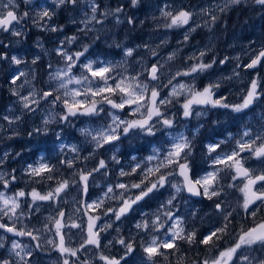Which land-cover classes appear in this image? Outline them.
<instances>
[{"label": "snow or ice", "instance_id": "1", "mask_svg": "<svg viewBox=\"0 0 264 264\" xmlns=\"http://www.w3.org/2000/svg\"><path fill=\"white\" fill-rule=\"evenodd\" d=\"M81 2L52 0L56 8H67L69 5L75 8ZM242 2L223 0L222 4L201 9L202 14L211 16L210 21H205L204 27H210L220 19L215 14L217 10L224 13L230 6ZM87 3L92 15L81 21L84 27L78 26L77 32L86 37L89 32H96V36L89 43L81 44L76 51L68 46L75 45L79 36L72 35L61 40L54 51L62 66L48 72L45 81L47 87L40 90L32 87L27 95H21L15 88L11 89L13 95L18 97L21 114L0 117L11 126L20 121L24 114H35L42 105H48L49 109L42 118L43 127H34L28 136L47 137L52 132L55 135L54 143L59 149L56 163H52L53 156L50 153L46 155L45 150L39 152L33 163L24 167V175L28 177L26 184H55L53 187L49 183L46 192L32 187L31 191L20 188L8 195L5 190L11 192L18 179L17 170H0V249L7 248V255L0 256V264H32L34 254L45 251L44 244L59 253L56 264H129L130 260L133 264L137 261L138 264H158L157 258H163L171 264L170 256H176L177 264H183V257L179 255L181 242L189 246L205 245L209 253L218 250V254L207 255L198 264H264V219L254 221L253 226L246 229L241 228L228 247L220 249L218 244L231 235L230 226L234 218L235 209L228 210L230 204L226 199L227 189L237 190L243 195V202L238 206L253 217L257 213L251 211V207L257 202L264 206V167L255 169L245 166L252 158L264 164V112L258 114L262 123L255 129L248 123H242L238 125L240 131L236 134L228 131L220 139L209 138V142L203 145L207 169L202 170L201 174L196 173L190 158L193 156L194 140L204 125L188 130L189 134L185 131L187 123L178 129L180 120L187 122L193 116L199 119L214 109L225 110L224 114L233 122L243 121L253 106L264 101V78L260 77L258 71L236 93L240 97L239 102H230L228 96L219 92L223 80L241 79L237 69L258 70V67L264 66V46L253 52L250 62L237 63L231 75L200 87L197 79L202 74L207 73L215 64L224 65L229 60L225 56L219 60L213 57L211 62H205L207 51L211 50L206 46V50H200L198 56L193 53L187 57L192 63L182 70L177 69L174 74L169 73L167 83H163L165 65L160 59L155 62H149L146 56L134 59V53L140 47H144L152 57H157L159 46L152 48L148 44H138L133 48L114 40V46L122 51L120 60H104L99 56L96 59L90 58L89 50L100 39L101 30L89 28L88 25L94 22L103 26L109 16L115 17L118 25L122 23L119 14L124 9L118 6L101 10L96 0H87ZM139 3L140 0H130L132 7ZM252 3L264 8V0H252ZM168 7L165 5L160 9L161 17L166 21L162 25L165 29L182 28L193 21V12L183 8L165 10ZM97 13L103 19H98ZM29 15V12L18 14L15 0L0 4V32L22 35L16 25ZM53 15L50 5L37 12V19L33 22L39 25L40 20H50ZM127 23L134 24V18L128 17ZM193 23L194 26H190L184 33V41H188L191 33L201 27ZM60 30L51 28L53 32ZM175 57L176 51L167 57L166 63ZM7 59V54L0 52V61ZM234 59L238 61L240 58ZM37 60L39 57L34 58L32 63L36 64ZM11 63L18 66L24 61L11 56ZM48 67L52 69L51 64ZM28 75L18 70V74L12 76L11 84L16 85L21 77ZM184 78H189L191 82H184ZM30 83L25 79L19 87L23 88ZM212 123L218 124L220 121L214 120ZM49 125H55L59 130L50 129ZM66 128L75 129L79 137L83 138L82 141L66 145L63 142ZM16 135L19 133L13 129V135L8 139ZM124 141L129 144L144 141L151 146V150L142 157L135 155V150L122 151ZM66 148L72 153L71 156L64 151ZM82 152H87V155L82 156ZM108 153L110 156L106 155ZM10 155L9 151L0 154V169ZM20 155L19 152L15 153L16 157ZM102 155L104 158L98 159L95 166L90 169L87 167L88 161ZM61 166L68 170L67 178H64ZM57 172H61V175H55ZM98 175L104 177L103 185H95L100 188V194L94 200L84 199L90 196V188ZM224 176H231V182L223 183ZM72 187L82 197L77 201L75 213L80 216L76 218L75 214H69L59 207L63 195ZM192 197L212 201L214 215L220 218L219 226L202 238H199L196 228L189 229L186 226L188 214L193 219L198 214V210L191 207ZM42 202H47L50 207L55 205L56 215L46 217L47 223L42 228L35 225L17 227L39 212ZM107 202L115 203L108 206ZM152 202H157L154 209L149 212L142 210L144 206L151 207ZM181 206L185 209L183 215L180 212ZM81 209H84L82 213ZM137 212L140 218L133 224L135 231L123 235L117 222H123ZM81 217H87L86 224ZM102 219L105 222L99 223ZM71 229H78L79 233L70 235ZM109 229H113L116 235L104 243L102 233ZM45 232L52 233L54 238L43 236ZM2 233L11 236L6 238ZM72 235H79L77 247L71 246ZM14 237H28L33 243L23 244ZM116 245L123 249L122 254L111 255L105 252ZM82 251H92L94 256L81 259ZM193 264H197V261H193Z\"/></svg>", "mask_w": 264, "mask_h": 264}, {"label": "rangeland", "instance_id": "2", "mask_svg": "<svg viewBox=\"0 0 264 264\" xmlns=\"http://www.w3.org/2000/svg\"><path fill=\"white\" fill-rule=\"evenodd\" d=\"M7 0H0V4L6 3ZM96 3L101 6V10L105 8L115 9L118 6L123 7V13L119 14V18L122 21L120 24L115 23V17L109 16L105 21L104 25L89 24V28L100 29V39L90 48V58L96 59L99 56L104 60H120L122 56L121 49H118L114 46L113 41L120 42L124 46H129L135 48L136 45L148 44L152 48H158V56L152 57L147 53L144 47L137 49V52L134 53V59H139L141 56H146L149 62H155L156 59H160L163 63L164 77H162L163 83H167V77L169 73H173L177 69L185 68L180 63L190 64L192 61L187 60V57L195 53L199 55L200 50H206L210 48V51H207L205 56V62H211L213 57L219 59L224 58L225 56L229 57V60L221 65L219 63L215 64L212 69H209L207 73L202 74L197 79V84L200 87L208 84L210 81L220 79L225 76L232 74L233 68L237 63L246 64L250 62V57L253 55L255 50L260 49L264 46V26L261 29L260 21L264 19V8L255 5L252 3V0H243L241 4H251L246 10V14L240 19H236L237 22L231 23V25L224 31H218V28H226L222 22V19L216 21L215 24H211L210 27H204L205 21H210V15H204L201 13V9L214 6L215 4H222L223 0H195L194 2H189V0H140V3L136 7L130 5V0H96ZM17 5L18 14L22 15L24 12H29V17H26L19 25H16L17 30L22 32L20 36H14L11 32H0V45H5L6 47H0V52L7 54L8 59L0 61V117L3 115L9 114L10 116H17L21 114V105L18 101V97L13 95L12 90L15 88L20 92L21 95H27L32 87H35L37 90L47 87L45 81L48 79V72L54 70L57 67H61L60 58L56 55L54 49L60 45V41L64 40L65 37H70L72 35H77L80 37L79 41L75 45H69L72 51L78 50L79 46L84 43H89L90 39L96 36V32H89L87 37L83 34L77 32V27H84V24L81 23L82 20L87 19L91 16V10L87 3V0H82L81 4L77 7L69 5L67 8H56L52 4V0H15ZM239 4V5H241ZM39 5V7H37ZM52 6L54 15L50 20L45 18L44 20L39 21V25L34 23L33 20L37 19L36 13L42 11L43 8ZM165 5L169 7L165 10H179L183 8L184 10L193 12L195 15L193 21L201 25L195 32H192L189 40L184 41V33L188 30L190 26H194L193 21H190L189 25H185L182 28H173L165 29L162 25L166 22L163 17H161L160 9L164 8ZM239 5L230 6L229 9L221 13L218 10L216 15L219 17L226 16L227 12ZM64 10L66 12L67 18L60 20V11ZM87 14V15H86ZM238 16V14H236ZM133 17L135 20L134 24H128L127 18ZM98 19H103L97 13ZM224 19V18H223ZM257 20L253 25L250 22L251 20ZM76 21L73 23V21ZM225 20V19H224ZM234 20V21H236ZM218 24V26H216ZM42 25V26H41ZM159 25V27H158ZM220 25V26H219ZM27 27V28H26ZM51 28L61 29L60 31L53 32ZM214 28V30H212ZM47 29V30H45ZM26 34L29 32L28 41L26 42ZM204 30H212V34L208 37H200ZM228 32L225 42L222 45L216 47L217 38L221 37V33ZM200 37V38H199ZM162 41H167L163 43ZM112 45V47H109ZM216 47V48H215ZM179 50V51H177ZM176 51V57L173 61L167 62V57ZM11 56H17L22 59L24 63L21 65H14L11 63ZM36 57H39L36 64L32 63V60ZM239 57L237 61L234 59ZM42 62L41 66L40 65ZM52 65V69H49L48 65ZM138 68L139 66L136 65ZM19 71H25L29 73L27 77H21L16 85L11 84L12 76L18 74ZM40 70L41 76L38 73ZM241 73V79L233 78L231 81L223 80V87L219 90L221 95L228 96L230 102H239L240 97L236 95L241 88H244L253 76L257 75V71L261 78H264V66L258 67V70H245L243 68L237 69ZM33 73L35 79H33ZM27 79L31 83L25 85V87L20 88L19 85L24 83V80ZM178 80L180 78H177ZM184 82H191L189 78H184ZM264 82V81H262ZM49 109L48 105H42L41 108L35 114L26 113L22 116L21 120L17 123L9 126L6 120L0 119V125L3 126L0 129V154L4 151L10 152V158L5 161V164L2 169L8 172H11L12 169H16L17 181L14 184L17 185V188L12 186L11 192H7L8 195H11L16 190L26 187H30L28 191H31L32 187H36L38 190L46 192L48 190V184L51 183L54 187L53 182H46L43 184H26L25 181L28 180V177L24 175V167L26 164L33 163L39 156L40 151H45V154H51L53 156L52 163H56L55 157L59 153L55 141L54 133L50 132L47 137L44 136H33L29 137L28 133L32 131L34 127H43L42 118L45 116ZM264 112V101L258 103V105L253 106L252 111L247 112V115L244 116L243 121L233 122L225 115V110L223 109H214L209 111L208 115L197 119L195 116L191 117L189 121L185 122L180 120L178 122V129L182 124L187 123V130L199 127L200 124H203L204 127L200 128V133L197 135L194 140L193 156L190 158L192 166L195 169L197 174H201L202 170L207 169V164L204 162V153L205 149L203 145L209 142V138L220 139L223 136L227 135L228 131H231L233 134H236L240 131L238 127L239 124L248 123L250 127L255 129L260 123L258 119V114ZM255 114V115H254ZM236 115V114H233ZM211 116L213 119L209 122L208 117ZM218 120L220 123L213 124L212 121ZM22 126H26L28 132L24 135L20 144H22V149H16L15 145L9 143V136L13 135V129L18 132ZM78 126L79 123H78ZM50 129L55 128L57 131L59 128H56L55 125H49ZM82 137H79V133L73 128L64 129V143L66 145L78 144L82 141ZM234 144V141H233ZM230 147V146H229ZM122 151H134V154L137 156H145L150 150L151 146L144 141H133L129 144L128 141H124V144L121 146ZM69 156L72 153L66 148L64 150ZM21 153L19 157L15 156V153ZM81 155H87V152H82ZM110 156V153L106 154ZM104 158V156L97 157L96 160L88 161L87 167L90 169L98 162V159ZM253 160V161H252ZM252 161V162H250ZM249 168L260 169L264 167V164H261L260 161L255 158L249 159L245 165ZM61 172L63 173L64 178H67L68 170L64 169L61 166ZM61 172H57L55 175L60 176ZM258 174V173H257ZM114 178V174H113ZM226 176H224V179ZM78 179V177H77ZM223 179V180H224ZM231 182L228 179L229 183ZM96 184H104V177L97 176L96 181L93 183L90 188V196L83 197L84 199L94 200L97 195L100 194V188L96 187ZM242 186V184H241ZM256 187H259L257 185ZM80 192L72 187L68 190L67 194L63 195L59 207L65 209L69 214H75L80 216L79 213H75V209L78 207L77 201L81 199ZM163 198V197H161ZM227 201L230 204L228 208L229 211L233 209H239L241 212L233 213V223L236 227H230L231 235L228 240H225L222 244L219 245L220 249L226 248L231 245L241 228H248L253 226L254 221L259 222L261 219H264V206H261L259 202L256 205L251 207V211L257 213L256 217L251 216L249 213L245 212L239 204L243 202V195L237 191L230 189V193L226 197ZM210 202L209 206L206 204ZM108 206L115 202H107ZM191 207L193 210H198V215L200 220L202 217L207 219L206 229L207 232L214 228L213 218L217 216L214 215V204L212 201H208L203 198L201 201H195L191 199ZM157 206V202H152L151 207L144 206L143 211L149 212ZM84 209H81V213ZM181 214H185V209L183 206L180 208ZM49 215H56L55 205L49 206L47 202L41 203L40 211L34 213L29 219H25L23 224H18L17 227H22L23 225H28L31 227L35 225L36 227L42 228L44 223H47L46 217ZM191 217L190 214L187 216L186 226L188 225V219ZM248 218V226H245L244 219ZM84 219L85 224L87 223V217H81ZM139 213H133L128 219L123 220V222H117V226L120 227L121 233L123 235H128L129 232H134L133 224L137 219H139ZM6 219V218H5ZM114 219V218H113ZM79 222V220H77ZM102 219L99 223H104ZM216 227V226H215ZM189 228V227H188ZM67 232L68 229H65ZM79 233L78 229H71V233ZM5 237H10L9 233H2ZM116 235V232L113 229H109L107 232L102 233L104 238V243H107L108 240H111L113 236ZM43 236L47 238H54L52 233H43ZM19 242L23 244H32L28 237H14ZM7 242V240H6ZM79 243V235H72L71 246L77 247ZM45 251L36 252L34 258L32 259V264H56V261L59 257V253L55 250H52L51 246L44 244ZM105 252L111 255L122 254L123 249L119 245L106 249ZM214 254H218V250H213ZM213 253L206 252L207 255ZM139 255V249L138 253ZM258 254V253H256ZM7 255V248L0 249V256ZM94 253L92 251L80 253V258H92ZM98 264V262H97ZM129 264H133V261H129ZM138 264V261L136 262Z\"/></svg>", "mask_w": 264, "mask_h": 264}, {"label": "trees", "instance_id": "3", "mask_svg": "<svg viewBox=\"0 0 264 264\" xmlns=\"http://www.w3.org/2000/svg\"><path fill=\"white\" fill-rule=\"evenodd\" d=\"M194 1L195 0H189V2H194ZM248 6H251V4H249V3L241 4V5L237 6V7L229 10L226 13L227 14L226 16L220 17L222 19V22H223V24L225 25L226 28L215 27V29L218 28V31H221V32L223 30L225 31L231 25V23L237 22L236 19H240L241 17H243L246 14V10H247ZM59 14H60V20L61 19L65 20L66 12L64 10H61ZM236 14H238V16ZM234 20H236V21H234ZM216 26H218V24ZM26 32H27V30L25 31L26 42L29 43L27 38H28V36L30 34H29V32L26 34ZM80 34H82V33H80ZM227 34H228L227 31L225 33H221L220 34L221 37H219V39H218L219 44L226 39ZM41 65H42V62L38 66H41ZM38 73L41 76L40 70H39ZM26 132H28L27 127L26 126H22L21 129L18 131L19 135L13 136L12 139H9V143H11L12 145H15L16 149H19V150L22 149L23 146L20 143H21L24 135L26 134ZM228 179L230 180V176H226V178L222 182L227 184ZM29 184H30V186L32 185L31 183H29ZM17 185L19 186V184H14L13 185L14 188H17ZM22 188H25L27 191L30 189V187L28 185L26 187H22ZM232 190H234V189H232ZM227 192L230 193V189H227ZM209 204H210V202H208L206 204V206H209ZM236 211L237 212L238 211L241 212L239 209H235L234 212H236ZM243 219H244L243 222H244L245 226H248V218L246 219L244 217ZM219 223H220V218L219 217L213 218V226L214 227L215 226H219ZM206 224H207V219L202 217V219L200 220V217L197 214V216L194 219L192 218V216L188 219L187 228L188 227H189V229L196 228L198 233H199V238H202L204 234L208 233L206 231V229L208 228L206 226ZM230 227H232V228L236 227V225L233 223V221H232V224H231ZM228 239H229V236L225 237L224 240L218 242V244L220 245L223 242H225V240H228ZM207 251H208L207 250V246H205V245L197 244V245L189 246L186 243L181 242V253L179 255H181L183 257V264H193V261H197V264H198L199 261H201V260H203L205 258ZM157 259H158V264H168V262L163 260V258H157ZM169 260L171 261V264H177V257L176 256H170Z\"/></svg>", "mask_w": 264, "mask_h": 264}, {"label": "bare ground", "instance_id": "4", "mask_svg": "<svg viewBox=\"0 0 264 264\" xmlns=\"http://www.w3.org/2000/svg\"><path fill=\"white\" fill-rule=\"evenodd\" d=\"M191 3V2H190ZM61 8H63V7H61ZM67 18V16L65 17V19ZM256 21L257 20H255V19H253V20H251L250 22H252L251 24L253 25L254 23H256ZM260 24H261V29H262V27L264 26V20L262 19L261 21H260ZM212 30H214V28L212 29ZM212 30H204V32H202V35H200V37H204V38H206V37H208L209 35H211L212 34ZM199 37V38H200ZM218 39L219 38H217V40H216V42H217V44H216V47H218L219 45H222L224 42H225V40L223 41V42H221L220 44H219V41H218ZM215 47V48H216ZM182 66H184V67H186L188 64H185V63H180ZM191 199H193V198H191ZM193 200H195V201H197V199H193Z\"/></svg>", "mask_w": 264, "mask_h": 264}, {"label": "water", "instance_id": "5", "mask_svg": "<svg viewBox=\"0 0 264 264\" xmlns=\"http://www.w3.org/2000/svg\"><path fill=\"white\" fill-rule=\"evenodd\" d=\"M193 199L201 200L202 197H192Z\"/></svg>", "mask_w": 264, "mask_h": 264}, {"label": "flooded vegetation", "instance_id": "6", "mask_svg": "<svg viewBox=\"0 0 264 264\" xmlns=\"http://www.w3.org/2000/svg\"><path fill=\"white\" fill-rule=\"evenodd\" d=\"M264 20V19H263ZM253 161V160H252ZM252 161H250V162H252Z\"/></svg>", "mask_w": 264, "mask_h": 264}]
</instances>
